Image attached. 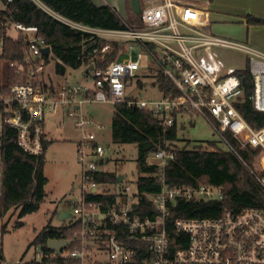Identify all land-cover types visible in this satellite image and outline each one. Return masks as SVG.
Here are the masks:
<instances>
[{
	"label": "built area",
	"instance_id": "built-area-1",
	"mask_svg": "<svg viewBox=\"0 0 264 264\" xmlns=\"http://www.w3.org/2000/svg\"><path fill=\"white\" fill-rule=\"evenodd\" d=\"M43 10L76 31L85 40L104 39L100 48L87 52L86 70L91 85L79 83L52 85L44 81L46 62L41 48L49 46L34 25L13 22L11 26L24 37L23 57L16 65L21 75L6 95H0V127L7 124L17 132L20 148L33 155L43 150L44 121L48 114L64 109L80 129L76 156L81 165V194L70 201L72 219L66 223L71 236L63 233L55 239L69 243L59 250L41 245L31 264H264V210L245 208L239 211L224 206L214 216L177 217L168 220L171 204L176 199L222 200L220 186L171 185L164 178V168L174 157L172 149L163 146L153 152L154 171H141L133 183L125 180L96 179L107 172L104 147L95 134L86 129L94 124L91 116L81 111L84 102L126 103L150 111L165 126L178 116L198 114L206 118L220 138L233 150L224 136L226 130L240 146L258 149V165L252 171L264 187V125L253 128L236 108L234 101L242 92V78L233 67H226L217 47H236L247 52L253 91L248 95L253 107L264 111V52L210 33L205 11L175 0L149 2L141 7L139 23L124 21L120 28H103L70 20L34 0ZM27 33H30L29 36ZM124 42L123 52L104 68L95 65L111 42ZM134 46L149 58L146 71L155 77L160 70L177 91L156 99L128 97L130 78L138 76L142 52L130 57ZM50 48V47H49ZM50 52V51H49ZM103 129V125L96 124ZM149 177L159 184L157 191L140 190L138 179ZM132 185V188H131ZM101 187V189H98ZM102 196L104 200L89 197ZM0 264H23L21 260Z\"/></svg>",
	"mask_w": 264,
	"mask_h": 264
},
{
	"label": "trees",
	"instance_id": "trees-1",
	"mask_svg": "<svg viewBox=\"0 0 264 264\" xmlns=\"http://www.w3.org/2000/svg\"><path fill=\"white\" fill-rule=\"evenodd\" d=\"M52 11L73 21L86 25L103 28H120L124 26L123 19L109 6H97L91 0H38ZM0 61L3 62L0 72V95H6L9 88L16 83L21 75L16 72V65L23 57L24 37H12L8 29L13 22L24 25H34L38 28L50 52L57 58L56 71L63 73L66 66L71 68L82 67L87 61L86 54L92 48H100L104 39H86V34L74 30L62 21L54 18L43 10L34 0H0ZM129 25H136L138 15H133ZM250 21H261L259 18L249 17ZM138 24V23H137ZM124 42H111L108 52L103 57L98 53L95 65L104 68L112 62L119 52H123ZM47 54L43 59L46 62ZM85 70V74H86ZM152 85L156 86L163 95L175 94L171 82L160 70L155 71ZM244 78L242 92L234 104L241 115L253 128L264 125V111L256 110L248 99L253 91L252 76L248 67V59L241 70ZM2 105H0L1 107ZM173 124L163 125L150 111L136 106H127L126 103L113 104L111 117V136L115 141L134 143L137 146L138 156L136 167L141 171H154L155 165L147 162L149 153L160 147L172 149L174 157L164 168V178L171 185L197 186L209 184L220 186L224 196L222 200H184L176 199L168 212L171 222L177 217H203L217 215L226 206L235 211L245 208H259L264 210V187L254 176L252 171L257 170L254 155L258 149L240 146L239 142L226 130L224 136L233 150L222 148L215 143L207 146L188 144L178 146L174 144L178 130V115L172 113ZM49 141H44L43 150L38 155L23 151L17 143V132L7 124L0 127V217H4L10 209H19V216L34 212L45 196L44 175L45 150ZM115 181L116 176L111 173H101L96 179ZM140 190L157 191L159 184L152 178L138 179ZM95 200H104L106 197L92 196ZM4 229V228H3ZM61 231L64 237L71 236V230L62 224L58 227L45 225L35 235L30 244H39L47 250L45 242L55 237ZM2 245L0 242V260H3Z\"/></svg>",
	"mask_w": 264,
	"mask_h": 264
},
{
	"label": "rangeland",
	"instance_id": "rangeland-1",
	"mask_svg": "<svg viewBox=\"0 0 264 264\" xmlns=\"http://www.w3.org/2000/svg\"><path fill=\"white\" fill-rule=\"evenodd\" d=\"M148 4V1L140 0L141 7ZM131 18L127 17L126 22L131 23ZM137 23L139 17L135 24ZM17 32L12 26L8 29V34L11 36H16ZM139 52H142V58L138 76L129 79L126 94L136 99L159 98L161 92L152 85L153 77L144 67L149 58L137 46L132 48L130 57L136 59ZM217 52L226 67H233L242 75L241 70L245 67L249 56L247 52L236 47H217ZM47 55L43 74V79L47 83L55 86L66 83L92 84L91 78L85 75L83 67L66 66L63 73L57 72L55 67L58 58L51 52ZM2 67L3 62L0 61V72ZM81 111L94 119V124H88L86 129L93 132L97 141L104 147L107 173L115 176L121 174L130 184L133 183L140 174L136 167L137 146L134 143L118 142L112 138L113 104L84 102L81 104ZM178 123V138L174 144L183 146L187 143L192 147L207 146L212 142L219 147L228 148L211 124L201 115L178 116ZM96 124L103 125L104 128H97ZM44 127L49 133L50 140L45 151L43 168L46 177L44 199L34 212L19 216V209H10L4 217H0V242L3 258L8 262L21 260L23 264H31V260L36 257V251L40 248L38 244H30L35 235L47 224L58 227L69 222L73 217L70 201L80 193L82 169L76 156V141L79 140L80 129L75 127L74 120L66 115L64 109L48 114L45 117ZM147 160L153 161L154 155L149 153ZM62 210L68 214L63 219L58 217Z\"/></svg>",
	"mask_w": 264,
	"mask_h": 264
},
{
	"label": "crops",
	"instance_id": "crops-1",
	"mask_svg": "<svg viewBox=\"0 0 264 264\" xmlns=\"http://www.w3.org/2000/svg\"><path fill=\"white\" fill-rule=\"evenodd\" d=\"M151 1L157 3L162 2L163 0ZM175 1L182 4L194 5L203 9L208 23L206 29L210 33L264 52V0ZM91 2L97 6H109L120 16L121 19L125 21L127 17L135 15L131 7L130 0H91ZM249 17L259 18L261 21H250ZM27 34L29 36L30 33ZM17 35L18 32L16 36ZM85 70L86 69L84 68V71ZM44 131L45 141L50 142L49 133L45 130V127ZM80 194L81 189L76 198H78Z\"/></svg>",
	"mask_w": 264,
	"mask_h": 264
},
{
	"label": "water",
	"instance_id": "water-1",
	"mask_svg": "<svg viewBox=\"0 0 264 264\" xmlns=\"http://www.w3.org/2000/svg\"><path fill=\"white\" fill-rule=\"evenodd\" d=\"M131 3V7L133 12L136 15H139L140 11H141V6H140V0H130ZM50 51L49 46H44L41 48V54H48ZM90 70L92 69V65H90L89 67L86 68V70ZM244 81V78H242V83ZM123 178V175L119 174L116 176V181H120ZM68 214L62 210L60 211L58 217L63 219L67 216ZM69 243V240L66 239H55V238H49L47 240V247L50 249H54V250H59L61 248L62 245Z\"/></svg>",
	"mask_w": 264,
	"mask_h": 264
}]
</instances>
